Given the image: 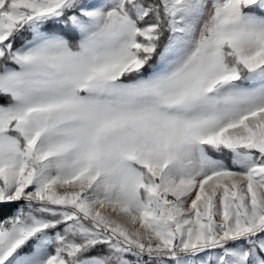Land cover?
Segmentation results:
<instances>
[{"label": "snow or ice", "instance_id": "6c2138e0", "mask_svg": "<svg viewBox=\"0 0 264 264\" xmlns=\"http://www.w3.org/2000/svg\"><path fill=\"white\" fill-rule=\"evenodd\" d=\"M0 264H264V0H0Z\"/></svg>", "mask_w": 264, "mask_h": 264}]
</instances>
